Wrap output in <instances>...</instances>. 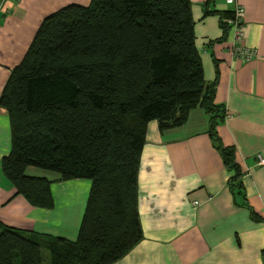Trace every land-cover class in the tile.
Returning <instances> with one entry per match:
<instances>
[{"label":"trees","instance_id":"trees-1","mask_svg":"<svg viewBox=\"0 0 264 264\" xmlns=\"http://www.w3.org/2000/svg\"><path fill=\"white\" fill-rule=\"evenodd\" d=\"M210 13L224 39L233 9ZM194 25L190 0H91L42 20L0 94L11 135L1 169L34 206H53L52 180L27 174L29 166L91 186L73 240L0 221V264H113L126 255L143 238L138 170L147 125L180 126L196 107L208 116L234 203L263 220L247 201L235 147L218 135L227 110L215 102L217 76L204 77Z\"/></svg>","mask_w":264,"mask_h":264},{"label":"crops","instance_id":"crops-1","mask_svg":"<svg viewBox=\"0 0 264 264\" xmlns=\"http://www.w3.org/2000/svg\"><path fill=\"white\" fill-rule=\"evenodd\" d=\"M190 1L204 77L212 81L217 76L215 102L230 113L217 132L225 145L235 147L247 201L263 220H253L246 207L234 203L227 186L230 172L208 135L202 108L192 109L184 124L163 131L151 120L138 170L143 238L113 264H264V164L257 163L258 154L264 157V0H236L244 8L243 44L255 51L249 60L233 54L231 29L220 38L218 14H204L233 5ZM90 2L0 0V94L42 20L68 4ZM10 137L8 113L0 106V221L75 239L91 181L60 180L53 171L29 166L27 174L52 180L54 200L51 208L32 205L1 169Z\"/></svg>","mask_w":264,"mask_h":264},{"label":"built area","instance_id":"built-area-1","mask_svg":"<svg viewBox=\"0 0 264 264\" xmlns=\"http://www.w3.org/2000/svg\"><path fill=\"white\" fill-rule=\"evenodd\" d=\"M225 3L233 5V17L226 19L227 23L231 25L233 33V47L232 52L234 55L239 56L244 60H249L255 51L252 47L243 44V16L244 8L237 3L236 0H224ZM230 116V113L226 111V117ZM257 163L264 164V157L261 154L257 156ZM198 204V201H194Z\"/></svg>","mask_w":264,"mask_h":264}]
</instances>
